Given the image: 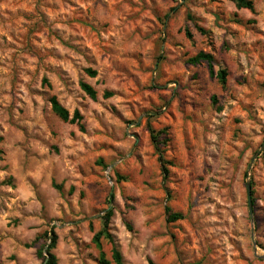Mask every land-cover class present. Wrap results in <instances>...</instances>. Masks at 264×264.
<instances>
[{
	"label": "rangeland",
	"instance_id": "rangeland-1",
	"mask_svg": "<svg viewBox=\"0 0 264 264\" xmlns=\"http://www.w3.org/2000/svg\"><path fill=\"white\" fill-rule=\"evenodd\" d=\"M251 1L0 0V264H43L51 231L58 264H99L109 211L111 264L113 248L123 264H264V0ZM201 52L225 88L190 63Z\"/></svg>",
	"mask_w": 264,
	"mask_h": 264
},
{
	"label": "trees",
	"instance_id": "trees-1",
	"mask_svg": "<svg viewBox=\"0 0 264 264\" xmlns=\"http://www.w3.org/2000/svg\"><path fill=\"white\" fill-rule=\"evenodd\" d=\"M228 1L232 2L238 10H247L252 13L255 12L254 3L251 0H228ZM190 63L193 65L207 63L209 66V71H210L211 76L212 77L216 76L219 83L222 85V87L225 88V86L227 85V78H228L227 72L225 70H221L217 73V75L215 74V71L213 68L214 59L210 54L201 52L198 55H196L194 58H192L190 60ZM87 73L92 78L96 76V73L91 70H88ZM81 88L91 99L93 100L97 99V92L90 85L82 83ZM110 96L111 95L107 94L106 97H110ZM50 102H51V109H52L53 114L57 116L61 121H63L64 123L79 125L81 116L78 112H76L73 116H71L69 111L65 109L55 97H53ZM150 131L152 133L151 135L152 140L155 141L156 137L153 134L154 132L153 130H150ZM156 151L158 153L160 152V149L158 148L157 145H156ZM160 161L164 163L162 157H160ZM163 171H164V174L166 175L167 169L164 166H163ZM111 216H112V212L111 211L107 212L103 220V229L100 232L96 233L92 239V242L95 244L97 249L101 252V255L99 258V264H111V262L107 260L105 254L102 253V240L103 239H106L110 243H113V239L108 232ZM182 218H183L182 215L174 214L170 216L169 221L176 222V221L181 220ZM40 239L46 240V245L44 246V248L38 251V255L40 259L42 260L43 264H58L57 257L53 254V251L57 247V241H58V237L55 234V232L54 231H51L50 233L47 232ZM112 260L115 264H123L122 255L116 248H113L112 250Z\"/></svg>",
	"mask_w": 264,
	"mask_h": 264
},
{
	"label": "water",
	"instance_id": "water-1",
	"mask_svg": "<svg viewBox=\"0 0 264 264\" xmlns=\"http://www.w3.org/2000/svg\"><path fill=\"white\" fill-rule=\"evenodd\" d=\"M247 197H248L249 213L251 218H253V196H252V185L250 183L247 184ZM253 233H254V229L252 230V235ZM252 241L254 242L253 238Z\"/></svg>",
	"mask_w": 264,
	"mask_h": 264
}]
</instances>
